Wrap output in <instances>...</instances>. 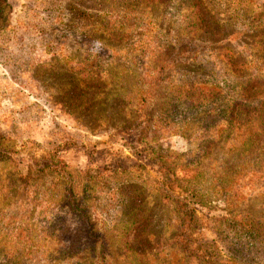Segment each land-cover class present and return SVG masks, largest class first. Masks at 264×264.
Returning <instances> with one entry per match:
<instances>
[{"label":"rangeland","instance_id":"374dc122","mask_svg":"<svg viewBox=\"0 0 264 264\" xmlns=\"http://www.w3.org/2000/svg\"><path fill=\"white\" fill-rule=\"evenodd\" d=\"M191 1L199 2V8L209 5L195 16L205 21L203 29L239 36L227 46L220 45L225 41L191 39L189 46L183 45L190 51L177 59L174 68L152 56L147 65L170 73L176 93L190 96L181 95L172 106L169 132L162 133L149 150L135 140V128L97 123L88 113L77 120L56 102L54 90L62 76L71 75L69 66L99 72L105 86L122 72L130 82L134 61L139 70L141 52L148 55L169 47L171 35L187 32L183 21L198 9L190 7ZM89 23L108 33L119 32L121 26L116 25L125 24L123 29L133 38L115 48L95 39L87 42L81 34ZM245 47L264 48V0H0V246L24 247L29 264H44L45 258L58 260L51 264H201L190 253L192 246L181 250L176 240L178 214L173 200L184 198L187 190L171 191L161 180L151 160L160 151L176 167L187 161L203 165L195 189L202 204H194L196 219L188 239L194 244L199 239L216 259L249 264L245 257L249 251L241 245L242 232L233 216L258 210L255 205L261 199L251 198L260 192L264 179L227 175L222 193L226 201L210 195V186L216 184L210 168L235 164L249 150L234 157L229 141L219 138L220 148L204 154L202 145L216 142L223 124L201 112L211 108L217 112L219 95L197 84L207 77L216 86L221 79L232 86L246 78L248 63L264 60L240 56ZM53 58L55 71L49 63ZM259 83L248 92L264 93V81ZM210 95L216 98L209 101ZM154 109L148 105L146 111ZM82 122L95 130H86ZM250 139L255 149L264 141V131ZM36 175L45 176L40 180ZM66 180L75 205L60 204L54 191ZM48 187L53 188L46 191ZM84 207H88L90 243L77 212Z\"/></svg>","mask_w":264,"mask_h":264},{"label":"trees","instance_id":"16d2710c","mask_svg":"<svg viewBox=\"0 0 264 264\" xmlns=\"http://www.w3.org/2000/svg\"><path fill=\"white\" fill-rule=\"evenodd\" d=\"M190 7L198 9L193 11V17L188 19L185 17L183 21L186 25L187 32L181 33L182 35H171L170 40L171 45L169 47H164L162 50H156L147 53L141 52L139 66L136 68L137 61H134L133 68L131 67V73L129 74L130 82H128L127 75L125 78V73L122 72L117 77H112V79L107 82V86L104 85V81L101 79L99 72H84V70H79L77 67L69 66L67 71L71 75L62 76L60 78L61 82L57 83L55 93L56 102L61 104L68 113L75 115L77 120H81V116L86 113L93 116L94 122L97 123H114L115 126L128 125L131 128H135L137 132L136 141H141L144 143V149L149 150L152 142H157V138L161 136L162 133L169 132L168 124H171V109L172 106L177 105L181 95L190 96L188 93H176V90L172 88L170 73L164 74L161 70H156L150 68L147 64L152 61V56L157 62H165L170 64L171 67L178 66V60L182 55L187 53L185 46L191 44V39H199L203 42L222 43L221 46L229 45L231 40L236 39L239 35L227 36L218 30L213 32H208L203 28L205 27V21L202 18L195 17L198 14L200 8H209L208 4H201L199 8V2H190ZM220 20V19H218ZM218 20H213L214 23ZM212 21V22H213ZM121 22L124 19L121 17ZM101 24V23H100ZM94 26L89 23L88 27L81 34V38L85 41H90L92 39L98 40L109 48H115V45L122 42V44L128 43L130 39L133 38L131 34H128L123 27L124 25L118 27L112 33L108 31H99L94 29ZM101 27L105 25H99ZM191 27L192 31L188 30ZM114 28L113 26L111 29ZM217 28V26H216ZM215 28V29H216ZM122 30V31H121ZM124 30V31H123ZM189 37V38H188ZM233 37V38H232ZM229 38V39H228ZM263 40V39H261ZM138 41V40H136ZM256 41L247 44L248 47H252ZM134 44L135 41L133 42ZM212 47V46H210ZM214 49L213 47L211 48ZM248 50V51H246ZM117 51L114 50L113 53ZM140 52V46L139 51ZM194 55L197 51L193 50ZM241 55H247L251 59L264 60V48L263 49H245L240 50ZM215 58L216 55H213ZM50 63L51 71L57 70L56 65L52 62L57 61L53 58ZM49 63H46L49 65ZM246 64V63H245ZM249 64L250 72L244 75L241 80H237L232 86L228 85L227 81H222L218 83L221 86H216V83L207 82V77H203L201 82L197 84H204L208 87L207 92L210 93L214 89V93L219 95V109L216 112L215 108H211L210 111H201L206 117L214 116L216 119L221 120L220 124H223L222 129L219 130L218 138L216 142L212 140H207L206 145H202L204 149V154L212 155V149L220 148V139L222 141H229V150L231 155L237 156L239 154H244L249 150L248 156L242 158L241 161L231 164L230 166H225L223 168H210V175H216L213 179L216 184L210 186V195L213 197H221L226 201L228 197L222 194L224 193L225 182L228 179L227 175H257L264 179V141L258 146L252 148V143L254 140L250 139L251 134H259L264 131V124L262 119L264 118V93H249L248 90L252 87L260 85L259 81H264V62L257 63L252 61ZM147 67V68H146ZM252 70H257L252 72ZM229 72H235L234 70H227ZM236 73V72H235ZM99 74V75H98ZM207 82V83H205ZM213 82V81H212ZM110 84V87H109ZM224 87V88H223ZM225 89V91L223 90ZM159 90H163L159 93ZM189 91V90H188ZM224 93V94H223ZM209 101H212L216 97L210 95ZM155 106L153 113L147 112V107ZM215 114V115H214ZM209 118V117H208ZM195 119H197L195 117ZM83 128L86 130L89 128L90 131H94L95 128L91 129L83 123ZM212 125H210L211 127ZM153 133V136L150 134ZM213 137V134L212 136ZM220 138V139H219ZM240 141L239 143H236ZM233 147V148H232ZM201 147H199L200 149ZM223 148V147H222ZM252 148V151H250ZM203 151V150H202ZM257 151L260 153L257 154ZM254 153V154H253ZM152 162L157 166V171L161 176V180L165 183L167 188L171 191L186 189L184 198L174 197L173 204H175V211L177 212L178 218V229L175 235L176 240L181 247V250L186 246H192L193 258L199 261L201 264H232L231 259H216L214 258L208 250L204 247V243L198 239V243L194 244L195 240L192 238L188 239L191 224L195 221V208L194 204H202V199L199 195H196V185L197 178L203 175L202 164L196 163L192 164L187 161L184 164H179L176 167L174 161H170L169 157L165 154H160V151L152 155ZM252 162V163H251ZM42 171V168L39 169ZM181 174H178V171ZM58 172L57 169H55ZM59 173V172H58ZM179 175V176H178ZM45 175H36L37 179L42 180ZM30 175H24L22 178L28 179ZM35 178V179H36ZM54 184H52L53 186ZM53 187L46 188L49 191ZM55 188V187H54ZM57 198L61 199L60 204L65 205H75V196L72 188L68 181L66 180L62 188H56ZM261 196V197H256ZM52 197V196H48ZM261 199V202L255 206L258 208L255 212L249 211L240 214L236 217L233 216L238 221V225L242 232L241 243L245 246L249 253H246L247 263L249 264H264V182L262 183V189L260 192L255 194L251 200L257 201ZM81 218L84 219L86 225V232L84 236L89 239V243L92 240L89 238L91 232L90 220L88 214V207L84 210L77 211ZM240 243V242H239ZM193 244V245H192ZM185 251V249H184ZM255 253V254H253ZM27 252L24 251V247H21L17 243H9L4 246H0V264H29L30 260L26 257ZM78 255V254H77ZM74 254L73 256H77ZM58 260H53L45 258L44 264H51ZM79 261V260H78ZM81 262V261H79ZM91 262V261H90ZM83 263V262H82Z\"/></svg>","mask_w":264,"mask_h":264}]
</instances>
